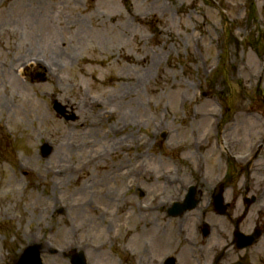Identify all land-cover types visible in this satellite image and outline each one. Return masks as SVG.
Returning <instances> with one entry per match:
<instances>
[{
    "label": "rangeland",
    "instance_id": "rangeland-1",
    "mask_svg": "<svg viewBox=\"0 0 264 264\" xmlns=\"http://www.w3.org/2000/svg\"><path fill=\"white\" fill-rule=\"evenodd\" d=\"M257 142L264 0H0V264L31 243L43 264L77 251L88 264H264ZM225 176L220 216L211 195ZM188 184L199 205L170 218ZM248 185L258 200L240 229L263 235L238 250Z\"/></svg>",
    "mask_w": 264,
    "mask_h": 264
},
{
    "label": "water",
    "instance_id": "water-1",
    "mask_svg": "<svg viewBox=\"0 0 264 264\" xmlns=\"http://www.w3.org/2000/svg\"><path fill=\"white\" fill-rule=\"evenodd\" d=\"M54 107H55V110L57 112H59L60 114L65 113V108L61 104L56 102ZM67 119H74V116L72 115L70 117H67ZM43 150L45 151V154H48L50 147H48L46 145L43 147ZM219 190L216 191V195L214 196V199H215L214 204H215V207L220 210V204H221L222 199H221V191H219ZM196 205H197V201L194 200L193 196L191 195L183 205H177L176 204L174 206V208H176L175 210H177V212L175 210H174V212H176V214H180L183 211H185L186 209L194 208ZM174 212H172V213H174ZM219 212H222V211H219ZM236 235L240 241L239 247H243V246H247V245L252 244V242L259 236V233H255L251 236H245V237L239 233ZM16 264H43L41 257H40L39 246L38 245L28 246L24 250L19 261ZM72 264H86L83 253H79V254L75 255L72 259ZM168 264H173V260L170 259L168 261Z\"/></svg>",
    "mask_w": 264,
    "mask_h": 264
},
{
    "label": "bare ground",
    "instance_id": "bare-ground-1",
    "mask_svg": "<svg viewBox=\"0 0 264 264\" xmlns=\"http://www.w3.org/2000/svg\"><path fill=\"white\" fill-rule=\"evenodd\" d=\"M137 87H139V85H137ZM129 113H130V114H129ZM126 114H129V115H126ZM131 115H132V112H131V111L125 113V115H123V113H121V116L124 117L125 119H126V118H130ZM132 119H133V118H132Z\"/></svg>",
    "mask_w": 264,
    "mask_h": 264
}]
</instances>
